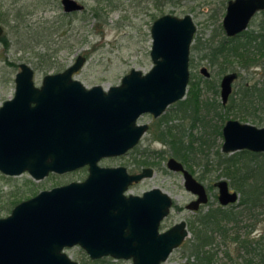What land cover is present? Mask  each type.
I'll use <instances>...</instances> for the list:
<instances>
[{"label": "water", "instance_id": "95a60500", "mask_svg": "<svg viewBox=\"0 0 264 264\" xmlns=\"http://www.w3.org/2000/svg\"><path fill=\"white\" fill-rule=\"evenodd\" d=\"M60 2L65 13L83 9L76 0ZM262 10L264 0H228L221 21L224 33L230 37L244 31ZM194 31L189 15L156 18L150 28V70L131 69L108 90L97 85L86 88L73 78L85 62L81 55L63 71L46 74L40 86L34 84L33 70L20 64L13 97L0 106V172L28 173L35 180L83 167L88 174L83 181L19 202L0 218V264H78L64 252L74 246L91 260L111 257L132 264H166L170 253L181 246L188 235L184 220L160 230L172 206L169 195L158 188L126 194L152 170L130 174L124 167H101L98 162L121 156L138 144L148 129L137 123L140 116L159 117L183 98ZM200 73L209 76L205 67ZM235 78V73H228L220 80L224 104ZM222 137L225 153H264V126L229 119ZM167 166L181 173L184 189L196 196L186 204L187 210L207 202L204 186L178 160L170 157ZM214 186L220 205L237 201L238 194L230 192L227 181Z\"/></svg>", "mask_w": 264, "mask_h": 264}, {"label": "rangeland", "instance_id": "374dc122", "mask_svg": "<svg viewBox=\"0 0 264 264\" xmlns=\"http://www.w3.org/2000/svg\"><path fill=\"white\" fill-rule=\"evenodd\" d=\"M76 1L82 4V11L65 13L60 0H0V26L3 28L0 36V106L13 97L14 78L20 70V64L23 63L33 70V81L36 86L41 85L46 74L61 72L73 64L78 55L83 56L85 62L73 78L86 88L97 85L103 90H108L119 85L121 78L131 69L146 73L152 67L149 55L152 41L150 28L156 18L165 14L176 17L189 15L195 26L189 49L188 68L190 79L198 81V84L206 89L202 91L201 99L206 100L207 104L215 105V108L207 110L206 123L220 125L221 129L227 119L235 118L232 114L227 117L226 110L220 106L219 88L216 90L212 86L215 84L219 86L220 79L226 72L239 73V77L233 83V93L244 83L256 84L259 90L262 85L261 88H264V56L256 55L249 60L244 59L245 62L240 61L236 55L224 58L222 65L227 64L226 70L219 64H211L202 56L206 53L203 49L209 42L215 45L226 37L221 21L228 0ZM263 18L264 11L257 13L250 21L248 30L256 29ZM193 44H197L198 49H192ZM202 66H206L210 72L209 79L200 74ZM209 85L212 89L207 87ZM252 107L258 108L257 105ZM199 109L203 115V110ZM176 111L177 108L170 105L159 117L154 118L150 114L140 116L137 123L148 124L149 128L138 144L121 156L103 158L98 162L101 167H124L130 174L138 173L143 168H150L152 175L132 184L126 194L141 195L147 190L158 188L169 195L172 206L162 221L160 230H166L181 220L188 221V235L182 245L170 253L166 264L186 263L188 254H193L195 249L193 242H198L197 213L201 215L208 208H214L218 204V193L214 183L225 180L234 190H236L234 186L237 185L232 181L234 177L228 175L231 172L225 169V161L234 156L235 152H223L220 137L211 139L207 157L190 152L189 158H192V161L184 162L172 155L169 142L176 129L179 131L185 129L190 137L204 134V129L210 130L197 123L198 120L191 122V118H187L182 122L175 114ZM217 112L221 114L222 121L218 120ZM251 112L253 116L263 119V122L254 123L250 120L252 117H245L246 120L235 119L263 127L264 108L260 107ZM181 123L184 126H180ZM245 156L244 153L237 155L238 158ZM170 157L178 160L206 190L209 198L207 205L201 207L197 213L184 209L194 196L184 189L181 173L168 168L167 160ZM87 174V168L83 167L64 174L50 173L41 180H35L28 173L6 176L0 172V218L9 215L19 202L43 190L73 181H83ZM263 226V221H257L251 232L252 237L259 234ZM232 238L233 236L229 235L230 250L235 249ZM221 242L222 238H218L217 243ZM216 248L218 255L214 264H230L224 256L226 245H216ZM64 252L78 264H92L91 259L79 246L65 248ZM108 258V264H132L131 260Z\"/></svg>", "mask_w": 264, "mask_h": 264}, {"label": "trees", "instance_id": "16d2710c", "mask_svg": "<svg viewBox=\"0 0 264 264\" xmlns=\"http://www.w3.org/2000/svg\"><path fill=\"white\" fill-rule=\"evenodd\" d=\"M218 44L209 42L203 49L206 51L202 56L207 58L211 64H219L225 69L227 64L222 65V59L236 55L240 61L245 62L256 55L264 56V18L258 23L256 29L244 31L237 37L226 38ZM242 43H240V41ZM243 40V41H242ZM198 48L197 44L193 46ZM248 53V54H247ZM245 59V60H244ZM189 89L185 99H182L174 104L176 107L178 118L186 120L191 118V122L199 123L201 126L208 127L210 130H203L204 134L190 137L185 129H176L174 136L169 142L172 155L175 158H180L184 162L192 161L190 152L207 157L208 148L211 146V139L221 137L220 125L206 123L205 115L200 113V102L205 101L206 110L215 108L214 104H207L206 100L201 99L200 84L196 81L189 82ZM198 85V86H197ZM256 86V84L244 83L242 87L233 93L229 104L223 109L227 112V117L232 114L235 118L246 120L245 117H252L254 123H262L263 119L253 116L251 110L264 108V88ZM253 105H257V109H253ZM189 110V111H187ZM250 111V114H249ZM208 113V112H207ZM218 120L222 121V116L217 112ZM184 126L183 123L179 124ZM214 134V135H213ZM246 154L243 158H238L237 155ZM230 159L225 161L227 171H230L234 178L232 181L236 183L235 189L240 192V203H243L244 213L240 220L249 222L253 221V227L259 220L264 223V154L252 153L247 150L235 152ZM263 158L262 160L260 158ZM228 163V165H227ZM220 214V215H219ZM234 220V224L227 227V221ZM235 211L224 210L220 207L209 208L206 212H198L196 223L199 227L198 242H193L195 249L193 254L189 253L187 261L189 264H214L217 259L218 250L215 246L221 244L226 245L224 256L230 261V264H264V226L262 231L254 237H249L248 225L245 226L247 235L240 237ZM222 222V223H221ZM224 222V224H223ZM246 222V224H247ZM236 226V228H234ZM231 229V230H230ZM234 232L237 234H234ZM223 236L221 244L217 243V239ZM229 235L233 236L232 243L236 245L234 250H230L228 246ZM233 254V255H232ZM232 255V256H231ZM109 258L104 257L97 260H91L92 264H108Z\"/></svg>", "mask_w": 264, "mask_h": 264}, {"label": "flooded vegetation", "instance_id": "af4514ba", "mask_svg": "<svg viewBox=\"0 0 264 264\" xmlns=\"http://www.w3.org/2000/svg\"><path fill=\"white\" fill-rule=\"evenodd\" d=\"M61 1V0H60ZM61 3V2H60ZM226 9V8H225ZM264 10H262V11H259V12H257V13H260V12H263ZM256 13V14H257ZM255 14V15H256ZM254 15V16H255ZM253 16V17H254ZM252 17V18H253ZM252 18L250 19V21L252 20ZM250 21H249V23H250ZM249 23H248V25H247V28L244 30V31H247L248 30V26H249ZM3 29V28H2ZM244 31H242V32H240V33H237L236 35H234V36H226V34H225V36H226V38H235V37H237V36H239L240 34H242ZM2 35V34H1ZM0 35V36H1ZM193 39V38H192ZM219 41H228V40H219ZM243 41V40H242ZM218 42V41H217ZM191 43H192V41H191ZM191 43H190V45H191ZM194 45H196V44H193V46ZM192 46V49H194L195 50V48ZM189 49H190V46H189ZM198 49V48H197ZM204 58V57H203ZM188 64H189V62H188ZM203 67H205L206 69H207V67L206 66H202V68ZM189 69V68H188ZM201 69V68H200ZM207 71H208V69H207ZM199 72H200V70H199ZM208 73H209V76L208 77H205V76H203L201 73V75L204 77V78H206V79H209L210 78V72L208 71ZM228 73H235L236 74V78L234 79V81L239 77V73L237 72V71H229V72H226L225 74H223V76L224 75H226V74H228ZM190 75V74H189ZM222 76V77H223ZM221 77V78H222ZM221 80V79H220ZM191 81H193V78L192 79H190V76H189V80H188V84H187V86H186V90H185V94H184V96H183V98L182 99H185L186 98V96H187V92H188V89H189V82H191ZM234 81H233V83H234ZM198 82V81H197ZM208 82V81H207ZM233 83H232V88H231V93H230V95L228 96V99H227V101H226V103L224 104V103H222V100H221V103H220V106L222 107V108H224V106L225 105H227V104H229V102H230V99L233 97V95H232V90H233ZM219 84H220V82H219ZM198 86V85H197ZM213 87H215V89L216 90H218V88H219V92H220V85L218 86V85H212ZM212 86H207L208 88H210V89H212ZM198 87H200V89H199V91H200V94L202 93V91H204V90H206L205 89V87L204 88H202V86L200 85V86H198ZM206 87V88H207ZM235 92H237V91H235ZM221 97V96H220ZM182 99H180V100H182ZM180 100H178V101H180ZM177 101V102H178ZM176 103V102H175ZM174 104V103H173ZM200 106H199V108H201L203 111H202V113H203V115H206V112H207V110H206V108H207V106H206V104H205V101H201L200 103ZM172 105V104H171ZM169 107V106H168ZM167 107V108H168ZM166 108V109H167ZM152 116V115H151ZM153 117V116H152ZM227 120H229V119H227ZM226 120V121H227ZM234 120H237V119H235L234 118ZM225 121V122H226ZM237 121H239V120H237ZM239 122H241V121H239ZM241 123H246V122H241ZM249 124V123H248ZM148 125V124H147ZM250 125H252V124H250ZM222 127H223V125H222ZM222 127H221V129H220V131H221V139H222V141H223V137H222ZM148 128H149V125H148ZM239 151H242V150H239ZM248 151V150H247ZM235 152H237V151H235ZM249 152H251V151H249ZM252 153H256V152H252ZM258 154V153H257ZM87 168V167H86ZM179 173V172H178ZM228 186H229V184H228ZM229 190H230V192H233V191H235V192H237L236 190H234L233 188H231L230 186H229ZM217 193H218V191H217ZM237 194H238V199H237V201L236 202H234V203H231V204H228V205H224V206H222V205H220L219 203L217 204V206H215V207H220L221 209H224V210H232V209H234V211H235V214H236V219L237 220H235V221H237V224L236 225H238V230H239V233H237V234H239L240 235V237H243V236H245V235H247L246 233H245V226L246 225H248V232L250 231V233L248 234V236L249 237H252V235H251V232H252V229H253V222H251V220L249 221V222H247V221H245V220H240V218H242V216H243V214H245L244 213V208H243V206H244V204L243 203H240V193L239 192H237ZM193 195V194H192ZM218 195V194H217ZM194 196V195H193ZM194 199H196V196H194V198L193 199H191L190 201H192V200H194ZM209 199V198H208ZM189 201V202H190ZM189 202H187V203H189ZM207 202H208V200H207ZM207 202L205 203V204H201L200 206H199V208L197 209V210H195V211H190V210H187L185 207H184V209L185 210H187V211H190V212H192V213H197V211L198 210H200V208L201 207H203V206H205V205H207ZM186 206V205H185ZM209 209V208H208ZM198 214V213H197ZM220 215V214H219ZM185 221V220H184ZM227 221V220H226ZM246 222H247V224H246ZM185 223H186V228H187V230H188V221H185ZM222 223V222H221ZM223 224H224V222H223ZM234 224V220H230V221H227V224H226V226L227 227H230V226H232ZM234 228H236V226L234 227ZM231 230V229H230ZM235 232H234V234H236ZM236 234V235H237ZM221 238H223V236L221 235L220 236ZM232 240H233V238H232ZM234 244V242L232 243V245ZM182 245V244H181ZM234 246L236 247V245L234 244ZM186 263H188V262H186ZM189 264V263H188Z\"/></svg>", "mask_w": 264, "mask_h": 264}, {"label": "bare ground", "instance_id": "6f19581e", "mask_svg": "<svg viewBox=\"0 0 264 264\" xmlns=\"http://www.w3.org/2000/svg\"><path fill=\"white\" fill-rule=\"evenodd\" d=\"M164 112H165V111H164ZM164 112H163V113H164ZM147 130H148V129H147ZM147 130H146V131H147ZM146 131H145V132H146ZM145 132H144V133H145ZM144 133H143V134H144ZM141 137H142V136H141Z\"/></svg>", "mask_w": 264, "mask_h": 264}]
</instances>
